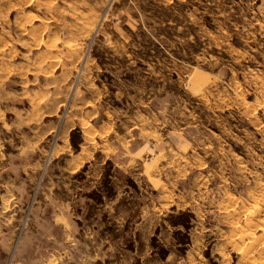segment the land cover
Returning <instances> with one entry per match:
<instances>
[{"label": "rangeland", "instance_id": "rangeland-1", "mask_svg": "<svg viewBox=\"0 0 264 264\" xmlns=\"http://www.w3.org/2000/svg\"><path fill=\"white\" fill-rule=\"evenodd\" d=\"M149 113L159 130L182 124L184 209L153 215L136 254L264 264V0H0V171L25 180V224L54 177L99 173L98 131ZM68 121L96 150L73 173L58 151Z\"/></svg>", "mask_w": 264, "mask_h": 264}, {"label": "crops", "instance_id": "crops-1", "mask_svg": "<svg viewBox=\"0 0 264 264\" xmlns=\"http://www.w3.org/2000/svg\"><path fill=\"white\" fill-rule=\"evenodd\" d=\"M44 97L46 101H40ZM48 100L44 94L39 103ZM131 116L138 117L137 113ZM154 123L155 118L149 113L146 125L139 126L134 120L130 123L132 131H98L99 173L78 179L54 177L51 191L39 195L26 224L23 215L32 195L23 187L24 178L5 175L2 169L0 264L8 263L20 234L14 257L17 264H153L151 255H137L135 251L150 246L155 227L153 215L184 209L182 124L159 130ZM77 126L81 127L73 121L67 122L63 133L65 143L58 148L59 152L71 155L63 167L69 173L95 158L96 150L88 146L89 137L84 129L81 147L73 152L71 136ZM103 136L117 142L112 143L111 139L103 147ZM110 165L112 172L105 173ZM24 167L35 168V165ZM161 168L169 169V174L163 176ZM151 191L157 192V196L150 195ZM227 200L223 196L221 203Z\"/></svg>", "mask_w": 264, "mask_h": 264}, {"label": "trees", "instance_id": "trees-1", "mask_svg": "<svg viewBox=\"0 0 264 264\" xmlns=\"http://www.w3.org/2000/svg\"><path fill=\"white\" fill-rule=\"evenodd\" d=\"M72 143H73L75 149H76V150H79V147H80V146H79L78 144H76V143L73 141V135H72Z\"/></svg>", "mask_w": 264, "mask_h": 264}, {"label": "bare ground", "instance_id": "bare-ground-1", "mask_svg": "<svg viewBox=\"0 0 264 264\" xmlns=\"http://www.w3.org/2000/svg\"><path fill=\"white\" fill-rule=\"evenodd\" d=\"M46 99H47V98H46V97H44V98H42L40 101H46ZM257 202H258V201H257Z\"/></svg>", "mask_w": 264, "mask_h": 264}, {"label": "built area", "instance_id": "built-area-1", "mask_svg": "<svg viewBox=\"0 0 264 264\" xmlns=\"http://www.w3.org/2000/svg\"><path fill=\"white\" fill-rule=\"evenodd\" d=\"M12 259H13V257H11L9 264H12V262H11V261H12Z\"/></svg>", "mask_w": 264, "mask_h": 264}]
</instances>
